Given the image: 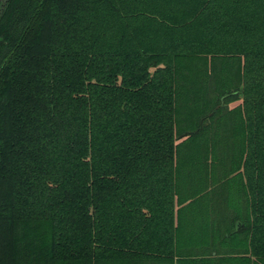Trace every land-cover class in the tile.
<instances>
[{"label":"trees","instance_id":"1","mask_svg":"<svg viewBox=\"0 0 264 264\" xmlns=\"http://www.w3.org/2000/svg\"><path fill=\"white\" fill-rule=\"evenodd\" d=\"M0 264H264V0H0Z\"/></svg>","mask_w":264,"mask_h":264},{"label":"crops","instance_id":"2","mask_svg":"<svg viewBox=\"0 0 264 264\" xmlns=\"http://www.w3.org/2000/svg\"><path fill=\"white\" fill-rule=\"evenodd\" d=\"M235 190H238L237 186L235 187ZM241 195L242 194L239 192L234 191L233 188H230V186L229 188L223 187L215 193L214 197L209 198V200L201 206L185 207L183 210L184 222L182 224L183 246L187 248L192 247L193 240L200 242V244L204 246H210L213 242V236L211 234L215 231L224 229L222 223L224 222L226 214L229 215L232 209V204L230 206L229 202L226 203L227 199L234 201L236 207H238V209L241 208L240 212H244L243 209L245 210V208L241 206L243 204L241 202ZM188 202L189 201H186L184 204H187ZM203 230H206L208 233L211 232L208 236L210 243L206 239L195 235L197 231L202 232ZM213 255H215V252H213Z\"/></svg>","mask_w":264,"mask_h":264},{"label":"rangeland","instance_id":"3","mask_svg":"<svg viewBox=\"0 0 264 264\" xmlns=\"http://www.w3.org/2000/svg\"><path fill=\"white\" fill-rule=\"evenodd\" d=\"M234 104V103H233ZM233 104H231V105H233Z\"/></svg>","mask_w":264,"mask_h":264}]
</instances>
